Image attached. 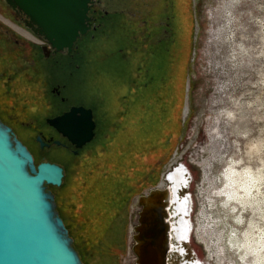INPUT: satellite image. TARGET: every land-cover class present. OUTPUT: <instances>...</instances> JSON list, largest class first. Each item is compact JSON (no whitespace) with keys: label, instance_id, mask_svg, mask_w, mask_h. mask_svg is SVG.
Instances as JSON below:
<instances>
[{"label":"rangeland","instance_id":"obj_1","mask_svg":"<svg viewBox=\"0 0 264 264\" xmlns=\"http://www.w3.org/2000/svg\"><path fill=\"white\" fill-rule=\"evenodd\" d=\"M185 3L188 14L192 13L193 27L183 101V105L187 104L188 112L183 118L180 115L182 132L174 141L176 143L170 155L155 160L156 166L147 172L146 180H149L155 173V167L158 168V180L133 193L126 204L116 210L113 218L106 216L103 223H90L89 229L82 230L85 226L80 223L81 220L72 215H63L71 237L75 238L76 246L81 251L83 264H132V236L140 211L138 196L160 181L173 160V167L185 164L189 171L185 174L188 184L179 190V197H190L191 207L186 217L194 229L186 241L195 250V259L203 264H245L238 259L239 252L229 244L234 236L232 234H243L251 223L256 228L264 229V0H185ZM5 4L4 0H0V30L2 27L8 28L35 41L9 23L10 20L1 10ZM1 45L0 57L8 53V49ZM112 45L110 38L99 39L90 51H84L80 61L69 64L65 72L61 69L51 71L43 90H38L35 85L30 86L23 102L28 106L27 114L42 119L55 113L56 109L44 107L43 102L49 96V86L59 82L64 86L63 94L71 102H80L93 110L96 126L91 144L101 145L110 132L121 128L120 117L124 115L122 101L118 106L115 103V67L118 59L111 54ZM79 62L81 69L73 76ZM123 77L121 68L120 78ZM22 83L30 84L25 78ZM139 84L142 87L143 83ZM180 92L176 93L174 80L171 83L168 81L162 100L163 112L141 111L143 96L134 93L131 110L134 116L142 117L141 129L135 132L131 126L128 133L138 139L145 135L146 139L145 143L140 142L137 149L131 151L127 149L129 141L125 139L126 142H119L117 139L122 155L162 154L166 150L167 143L172 142L175 135ZM41 93L42 97H37ZM93 99L97 100L98 105ZM32 107L42 111L32 112ZM28 133L30 141L26 139L25 143L38 157L37 161L46 157L61 163V167L68 162L74 163L77 167H70L71 183L76 179L81 182L85 179L87 168H92L94 164L92 151L90 155L85 153L83 160L64 159L57 148L40 150L35 146L34 132ZM160 142L163 144L155 150ZM85 160L90 163L85 165ZM232 163L240 170L249 171L259 187L253 203L240 211V204L234 206L225 196L223 173ZM140 164L135 162L130 169L125 162L122 164L124 169L114 168L111 173L118 176L136 175V166ZM143 172L146 173L142 169L138 174ZM69 182L70 179L66 186ZM89 218L88 215L82 216L86 222ZM91 218L96 219L95 216ZM177 219L178 215L173 218L174 221ZM130 224L133 226L131 236ZM201 235L204 236L202 239L199 238ZM204 241L213 247L214 252L210 251L211 247L207 249Z\"/></svg>","mask_w":264,"mask_h":264},{"label":"flooded vegetation","instance_id":"obj_2","mask_svg":"<svg viewBox=\"0 0 264 264\" xmlns=\"http://www.w3.org/2000/svg\"><path fill=\"white\" fill-rule=\"evenodd\" d=\"M183 3L185 4V0H91L88 12V16L92 18L90 29L76 40L70 53L66 49L62 52H54L42 37L35 35L26 26V16L20 10L12 9L5 4L1 10L10 20V22L7 21L13 27L16 26L34 38L35 41L22 34H15L8 28L2 27L0 30V44L8 49V53L0 57V119L14 131L16 137L27 147L36 164L40 162L37 161L38 157L25 143L26 139L30 141L28 132H34L33 140L35 146L37 145L40 150L57 148L62 158H73L70 153L76 155L79 149L74 154V147L45 120L67 111L72 106L89 107L80 102H71L69 97L63 94V84L55 82L49 86V96L43 103L44 107L56 109V112L41 119L38 116L27 114L29 110L28 106L23 103L24 94L30 86L34 85L38 90H43L51 71L61 69L65 72L68 65L74 64L76 60L80 61L84 51H90L91 47L99 39H102L103 34L104 39H107L109 34L113 44L111 54L118 59L115 67V103L117 106L119 101L124 104L121 105L124 108L122 109L124 115L120 117L121 121L126 122L128 127L133 125L134 115L131 110V102L134 93L137 92L144 99L141 111H165L162 100L168 81L171 83L174 80L176 93L181 91L185 32L183 23L187 24L184 17L188 15V10L183 6ZM107 30L111 32L109 33ZM79 63L77 68L80 70L81 62ZM121 68L124 76L122 79L120 78ZM79 70L72 75L74 76ZM23 78L30 84L22 83ZM140 82L143 83L142 87ZM54 88L59 91V94H56V90L53 91ZM37 97L41 98L42 93L37 94ZM95 99L93 100L95 101ZM95 102L98 105L97 100ZM30 110L32 112L42 111L36 110L34 107ZM37 136H40L48 145L40 148L39 142L36 141ZM56 139L61 141L60 145L53 143V140ZM42 161L61 164L46 157ZM179 167L180 164L176 167H173V164L169 166L170 170L174 171L171 183L174 196L170 209L174 217L170 220L172 221L177 215L178 219L176 223L171 224L172 231L166 252V264H203L195 259V250L188 246L186 241L194 227L190 219L186 217L190 211L182 214L181 209L183 199L188 195L183 198L179 197V190L188 184L185 174L189 171L180 174L181 178L176 179V170ZM179 219L184 220L183 222L188 220L191 224L190 230L184 229L185 226L182 227ZM133 257L132 264H136L137 257L135 254ZM215 261L217 260L215 259Z\"/></svg>","mask_w":264,"mask_h":264},{"label":"water","instance_id":"obj_3","mask_svg":"<svg viewBox=\"0 0 264 264\" xmlns=\"http://www.w3.org/2000/svg\"><path fill=\"white\" fill-rule=\"evenodd\" d=\"M4 1L26 16V26L54 52L66 49L70 53L91 26V0ZM184 108L185 104L182 118ZM45 121L68 140L74 154L95 136L92 109L82 105ZM36 141L40 148L48 145L40 136ZM53 143L60 145L61 141ZM170 173L164 177L166 185L161 184L162 175L153 188L138 196L140 211L132 236L136 264H166L171 224L176 223L170 220L174 217ZM63 177L64 169L57 163L36 164L31 152L0 119V264H83L48 188L59 187Z\"/></svg>","mask_w":264,"mask_h":264},{"label":"trees","instance_id":"obj_4","mask_svg":"<svg viewBox=\"0 0 264 264\" xmlns=\"http://www.w3.org/2000/svg\"><path fill=\"white\" fill-rule=\"evenodd\" d=\"M183 6L186 7V3H183ZM186 19L187 24H184V38H183V47H184V55L182 54V66H181V92H180V99H179V107L177 111V123L175 124L174 128V138L173 141L168 142L167 148L164 152L160 153H151V154H134V156H127V154L122 155V151L118 149L117 139L119 142L122 141H129L127 149L131 151L133 148L137 149L136 146L141 143H145V135L142 139H138L135 136H131L128 131L129 127L126 122L121 123V128H117L116 131L110 132L108 134V139L101 142V145H93L91 141L87 143L85 148L79 149V152L76 155L70 154L71 157L76 159L83 160V156L85 153L92 154L94 153V164L92 168H87V172L85 173V179L79 180L76 179L71 183L70 177V167L74 166L77 167L74 163L68 162L64 164V177L62 184L59 187L49 185L48 188L53 192L57 210L61 218L63 219L64 225L68 230L69 235L71 236L70 229L68 227V223L63 215L67 216H74L76 217L80 223H82L83 228L82 230H87L91 226L90 223L93 225H98L95 222L103 223L104 218L107 216H111L113 218V214L118 210V208L122 205L124 206L126 202L129 200V197L140 190V188L148 183H155L159 177V169L155 167V173L152 175V178L149 180L147 179V172L151 169L156 161L162 158H166L170 155L173 146L175 145L174 141L182 132L181 126V110L183 107L184 101V94H185V80H186V73L189 65V56L191 52V46H189V42L192 41V27H193V16L192 13L188 14L184 17ZM109 33L110 30H107ZM108 34V38H109ZM104 37V34L102 36ZM107 38V39H108ZM187 50V51H186ZM100 54V53H99ZM79 70V68H77ZM142 117L134 116L133 120L134 123L132 129L137 132L140 128V122ZM130 126V127H131ZM128 135V137H126ZM126 139V140H125ZM129 139V140H128ZM144 140V142H143ZM157 140V139H156ZM148 141V140H147ZM99 142V141H98ZM159 142V141H158ZM174 143V144H173ZM122 144V143H120ZM163 143L160 142L156 145L155 150L158 149L160 145ZM91 145V146H90ZM117 145V146H115ZM92 151V152H91ZM96 151V152H95ZM130 154V152L128 153ZM147 156V157H146ZM112 158V159H111ZM93 158L91 157L90 160ZM127 164L128 168H132L131 166L136 162V164H140V166H136L137 171L140 172L145 171L144 174H137L136 175H126V176H118L116 174H112V170L114 168L123 167L122 164ZM82 163V162H81ZM85 165H88L90 162L85 160ZM80 164V163H78ZM84 165V166H85ZM156 166V165H155ZM88 167V166H86ZM124 169V167H123ZM128 174H130V170L128 169ZM70 179L69 184L66 183ZM140 183V185H139ZM60 190V191H58ZM123 201V204H121ZM88 215L90 216L89 221H83L82 216ZM113 215V216H112ZM95 216L96 219L93 220L91 217ZM83 221V222H82ZM99 223V225H100ZM88 225V226H87ZM73 238V237H72ZM73 243L78 251L80 258H82L81 251L76 246V240L73 238Z\"/></svg>","mask_w":264,"mask_h":264},{"label":"bare ground","instance_id":"obj_5","mask_svg":"<svg viewBox=\"0 0 264 264\" xmlns=\"http://www.w3.org/2000/svg\"><path fill=\"white\" fill-rule=\"evenodd\" d=\"M187 101V100H186ZM188 112L187 104L184 108V117L186 116ZM174 164V160L169 164L171 166ZM241 169V168H240ZM237 168L236 164L232 163L231 166L228 167V169L223 173V177L225 178V196L231 200V204H234V206H237L238 203L242 208L244 209L249 207L250 203H253L252 200L256 198V191H258V186L255 184V180L252 177V174L247 171L246 169L240 170ZM187 167L185 164H180V167L176 170L177 178L179 179L180 174L187 172ZM170 173L169 179L172 180L173 170L168 169L164 171L163 178L161 180V184L165 185L164 177L167 173ZM221 174V173H220ZM223 178V179H224ZM254 181V182H253ZM174 196V193L171 192L170 194V202H172V198ZM228 200V201H230ZM191 207V201L190 197L187 196L185 199H183V205L181 206L182 214H186L190 211ZM253 210V209H252ZM254 211V210H253ZM239 220V219H236ZM184 220L179 219L180 224L182 227L190 230L191 224L188 220L183 222ZM241 221V219H240ZM252 221V220H250ZM239 222V221H238ZM250 223V222H248ZM129 227V235L131 236L133 232V226ZM262 229V230H261ZM256 228L253 223L249 225V228L245 230L243 234H232V236L229 240L230 246L239 252L238 259L244 262L245 264H264V229L263 228ZM204 236H199L200 239H202ZM235 238V241L234 239ZM243 238V239H242ZM239 239V242H237ZM207 245V249L211 247L210 251L214 252V249L212 246L209 245L208 242L204 241ZM205 245V246H206ZM237 252V253H238ZM108 263V262H107Z\"/></svg>","mask_w":264,"mask_h":264},{"label":"crops","instance_id":"obj_6","mask_svg":"<svg viewBox=\"0 0 264 264\" xmlns=\"http://www.w3.org/2000/svg\"><path fill=\"white\" fill-rule=\"evenodd\" d=\"M182 109H183V107H182ZM181 118H182V110H181Z\"/></svg>","mask_w":264,"mask_h":264}]
</instances>
